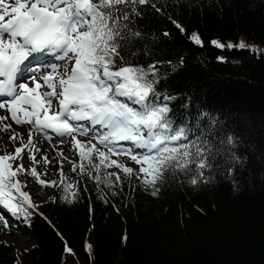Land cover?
<instances>
[{"label": "snow or ice", "instance_id": "snow-or-ice-1", "mask_svg": "<svg viewBox=\"0 0 264 264\" xmlns=\"http://www.w3.org/2000/svg\"><path fill=\"white\" fill-rule=\"evenodd\" d=\"M149 9L161 11L153 0H0V110H6L15 125L27 126V142L23 133L12 131L9 140H19L20 145L13 153L0 155V225L4 229H10L7 217L23 219L31 226L33 215H43L30 193L23 190L27 181L20 176L60 188V199L67 203L76 201L83 180L69 181L63 171L66 160L72 173L96 183L105 203L109 201L100 185L118 196L123 191L121 174L125 179L135 176L156 197L167 182L176 179V173L189 177L190 185L199 186L214 180L216 173L232 176L237 166L243 167L247 158L236 153L238 137L217 129L218 121L209 113L201 111L194 118L195 127L187 118L177 123L171 105L179 97L159 87L178 70L177 65L155 60L142 64L138 57L149 56L147 43L142 50L128 51L137 41L157 42L135 24ZM171 22L185 31L175 20ZM188 38L204 47L198 32ZM209 43L221 50L261 54L243 40L222 43L212 39ZM216 59L228 62L224 56ZM183 62L181 57L179 67ZM165 67L169 71H162ZM184 100L182 107L187 109L191 101ZM8 118L0 116V131L11 130L12 125L4 123ZM206 119L207 131L200 127ZM36 137L50 145L53 139L60 144L70 140L72 151L79 156L77 163L65 157L62 149L58 151L59 182L41 178L47 172H39L37 166L51 160L46 154L36 159L41 151ZM24 152L31 167L22 162ZM121 156L138 169L121 161ZM112 167L119 171H106ZM233 189L237 190L235 181ZM86 249L90 251L91 245ZM65 252L73 254L67 244Z\"/></svg>", "mask_w": 264, "mask_h": 264}, {"label": "trees", "instance_id": "trees-1", "mask_svg": "<svg viewBox=\"0 0 264 264\" xmlns=\"http://www.w3.org/2000/svg\"><path fill=\"white\" fill-rule=\"evenodd\" d=\"M153 2L161 11L149 9L135 24L157 42L137 41L128 51L142 50L147 43L149 56L138 57L142 64L155 60L177 65L178 70L159 86L179 97L171 105L177 123L187 118L195 127L194 118L201 111L209 113L218 121L217 129L238 137L236 153L247 158L243 167L237 166L232 176L216 173L214 180L199 186L176 173L156 197L135 176L125 179L121 174L123 191L118 196L100 185L107 203L87 176L65 174L69 181L83 180L76 201L67 203L60 199V188L41 186L26 175L39 192L48 188L55 192L46 201L32 197L43 215H33L31 226L7 217L10 229L34 244L16 257L9 244L0 242V264H264V55L221 50L209 43L212 39L236 43L244 36L249 45H264V0ZM169 16L183 26V33ZM194 31L204 47L190 42ZM218 56L228 62H218ZM184 97L191 101L187 109L182 107ZM207 123V119L200 123L205 131ZM5 230L0 225V235ZM66 244L73 254L65 252ZM86 245H91L90 251Z\"/></svg>", "mask_w": 264, "mask_h": 264}, {"label": "rangeland", "instance_id": "rangeland-1", "mask_svg": "<svg viewBox=\"0 0 264 264\" xmlns=\"http://www.w3.org/2000/svg\"><path fill=\"white\" fill-rule=\"evenodd\" d=\"M241 40L246 42V38L244 36L241 37ZM233 42L234 41H229ZM247 43V42H246ZM252 45L256 46L261 50V53L264 55V45L258 44V43H253ZM8 120L5 121L4 123H8L12 125V128L14 131L20 132V129H23V134H24V142H27V132H26V127L27 126H17L15 123L11 120V117L8 116ZM11 128V130H12ZM11 130L9 131H0V155H4L5 152L7 153H13L15 151V148L20 145V141L17 140L15 143L11 142L9 140V137L12 135ZM22 133V132H20ZM36 146L41 149L39 153H37L36 159L40 160L42 155H47L49 159L51 160V163L48 165H45L43 162H41L37 166V170L40 172H47V175L44 176L47 180H58L60 178L58 174V160L60 159L58 155L59 150H63L64 156L67 157L69 160H72L74 162H79V156L72 151L71 149V141H66L63 144L58 143L55 139L52 140L51 145L43 141L40 137H36ZM79 139L83 140L86 139L85 137H79ZM94 141V140H93ZM126 143V142H124ZM121 161L126 163L128 166H133L135 167L136 164L130 160H128L126 157L121 156L119 158ZM23 164L25 165L26 168L32 166V162L29 160L28 153L24 152L23 153ZM72 165L67 162V160L63 164V171L65 174H68L69 176L76 177L75 173H72L71 171ZM22 181H28L30 182L29 178L26 175H23L20 177ZM27 182V187L24 188V191H27L30 193L31 197L37 198L39 201H46L48 200L49 196L52 195L55 191L48 188L42 192H39V189L35 187L32 183ZM0 212H3V209L0 208ZM5 215H7L5 213ZM0 242L9 244L12 247V254L16 257H20L21 253L30 248L33 244L34 241L31 240L28 236L22 235L17 233L16 231H13L11 229L5 230L3 233L0 235Z\"/></svg>", "mask_w": 264, "mask_h": 264}, {"label": "bare ground", "instance_id": "bare-ground-1", "mask_svg": "<svg viewBox=\"0 0 264 264\" xmlns=\"http://www.w3.org/2000/svg\"><path fill=\"white\" fill-rule=\"evenodd\" d=\"M0 116H10V114L6 111V110H0ZM8 120V119H7ZM6 120V121H7ZM5 122V121H4ZM6 124H8V123H6ZM14 128V127H13ZM12 128V130H11V132L12 131H14V129ZM21 131L20 132H22L23 133V129H20ZM17 132V131H16Z\"/></svg>", "mask_w": 264, "mask_h": 264}]
</instances>
